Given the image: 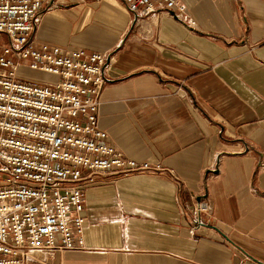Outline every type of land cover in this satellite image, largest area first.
Here are the masks:
<instances>
[{
    "label": "crops",
    "instance_id": "1",
    "mask_svg": "<svg viewBox=\"0 0 264 264\" xmlns=\"http://www.w3.org/2000/svg\"><path fill=\"white\" fill-rule=\"evenodd\" d=\"M178 1V17L156 8L139 19L123 5L144 22L123 39L125 21L109 11L108 33L102 24L96 40L81 32L84 46L43 36L64 17L41 13L36 40L109 55L106 142L178 180L166 171L96 176L84 191V248L28 264H264V0ZM198 197L210 210L191 233Z\"/></svg>",
    "mask_w": 264,
    "mask_h": 264
},
{
    "label": "built area",
    "instance_id": "2",
    "mask_svg": "<svg viewBox=\"0 0 264 264\" xmlns=\"http://www.w3.org/2000/svg\"><path fill=\"white\" fill-rule=\"evenodd\" d=\"M48 1L0 0V264L84 248V191L96 176L166 171L178 180L106 142L99 107L109 55L36 40ZM120 1L136 17L184 11L178 0ZM209 210L206 197L194 198L189 232Z\"/></svg>",
    "mask_w": 264,
    "mask_h": 264
},
{
    "label": "rangeland",
    "instance_id": "3",
    "mask_svg": "<svg viewBox=\"0 0 264 264\" xmlns=\"http://www.w3.org/2000/svg\"><path fill=\"white\" fill-rule=\"evenodd\" d=\"M111 1L116 3V6H118L117 9L114 8ZM78 8H85L87 10L89 9L91 14L89 15L88 12L80 18L76 16L71 18L70 16L72 15L69 16V12L71 14V11H74ZM114 10H116L118 13L117 18L119 19L120 23L122 22V20L125 21V25L123 26V31H125L122 34V39L129 33H132L131 26L133 23V29H137L142 24H144V22L140 20L133 22L132 15L126 12L120 0H49L42 8V11L38 14L37 24L41 17V13L43 12L49 11L51 12L49 14L57 15L58 17L62 15L65 19L63 18L60 19L61 21H55V23H53V27H51L50 30H41L42 35L46 36L47 38L49 37L52 40H59L63 38L62 41L66 42L64 44L69 46H84L86 44L84 42L86 41L83 42V36L81 37V32H83L87 40H96L95 38L91 37V35H93L91 34L92 30L93 28L98 27L96 25L102 24L101 27L103 28V32L108 33L109 30L106 28L108 27V24H106L105 21L102 20H105V18L109 19L106 14H108L109 11L114 12ZM102 14H105V16H103ZM147 15L148 14L138 17L139 19L145 18ZM125 18L127 19V21ZM71 19H73L72 22H70ZM110 36L112 35L110 34ZM29 74L32 77H37V73L35 72H30Z\"/></svg>",
    "mask_w": 264,
    "mask_h": 264
}]
</instances>
